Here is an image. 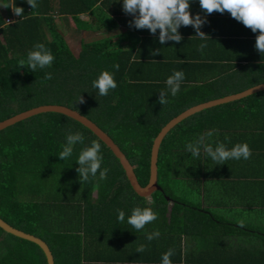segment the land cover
<instances>
[{
  "label": "trees",
  "instance_id": "obj_1",
  "mask_svg": "<svg viewBox=\"0 0 264 264\" xmlns=\"http://www.w3.org/2000/svg\"><path fill=\"white\" fill-rule=\"evenodd\" d=\"M2 1L4 6L11 5L5 9L12 21L8 23L0 11V121L42 104L76 109L112 137L134 166L140 184L147 185L155 138L164 125L192 103L177 110L170 98L161 104L155 84L130 78L129 57L122 55L120 46H112L109 38L82 40L81 52L75 56L55 18L70 16L79 29H104L108 25L106 0H36L34 8L27 0ZM16 6L23 9L21 15L14 12ZM81 13H88L92 20L80 19ZM37 42L51 49L55 59L50 67L33 72L20 61H26L28 51ZM105 70L114 72L117 87L100 96L92 82ZM45 72H51L52 78L45 79ZM256 96L260 109L264 104L262 90L236 102L254 101ZM194 117L178 123L162 140L158 156V183L162 189L150 197L134 190L113 150L70 116L43 112L0 130V216L43 238L56 264H81L75 245L77 234L59 226L66 217L67 206L74 209L75 203L83 201L87 206L150 207L164 221L173 219L181 209L195 203L191 197L195 193L194 182L200 183L210 169L203 148L198 157L185 149L194 141L193 135L197 138L202 133L191 122ZM69 132L82 133L84 140L74 144L72 155L62 160L58 154ZM93 140L101 144V168L109 171L103 180L98 171L95 177L81 181L75 159ZM87 206L84 213H92L94 209ZM0 264L48 262L37 243L0 227Z\"/></svg>",
  "mask_w": 264,
  "mask_h": 264
},
{
  "label": "crops",
  "instance_id": "obj_2",
  "mask_svg": "<svg viewBox=\"0 0 264 264\" xmlns=\"http://www.w3.org/2000/svg\"><path fill=\"white\" fill-rule=\"evenodd\" d=\"M105 8L108 25L104 29H79L70 16L57 17L59 29L65 38L74 25L76 32L90 35L88 41L111 39L112 46H120L122 55L129 57L130 78L155 84L159 94L166 89L167 76L173 70H183L180 91L166 97L173 100V108L177 110L189 102V109L209 102L190 115H195L191 122L202 131L201 135L214 130L211 137L205 135V143L215 146L222 142L231 148L246 142L252 154L247 160L230 159L222 164L208 157L210 169L200 183L194 182L192 207L181 209L173 219L165 221L157 214V219L140 231L127 223L130 205L92 204L88 206L94 210L87 214L83 201L75 203L74 209L67 206L66 217L59 226L77 234L75 245L80 263L161 264L162 254L171 248L172 264H264V104L259 109L257 96L246 103L236 102L245 97L211 102L234 98L264 84V53L254 46L259 30L252 32L227 10H214L201 28L207 34L204 40L191 26H182L180 42L160 44L159 29L154 36L147 29L129 26L132 16L122 10L121 3L106 0ZM190 9L204 15L199 0H192ZM0 11L4 15L1 8ZM79 18L92 20L88 13L79 14ZM201 43L206 44L203 49L199 47ZM204 161L208 163L205 158ZM118 209L125 211L124 221L117 219ZM154 230H159V237L146 241L145 232ZM141 243L147 247L139 253L136 248Z\"/></svg>",
  "mask_w": 264,
  "mask_h": 264
},
{
  "label": "clouds",
  "instance_id": "obj_3",
  "mask_svg": "<svg viewBox=\"0 0 264 264\" xmlns=\"http://www.w3.org/2000/svg\"><path fill=\"white\" fill-rule=\"evenodd\" d=\"M31 8L36 7V0H27ZM121 3L122 10L126 14H131L132 19L129 22L130 27L136 29H147L150 34L157 36L160 44L167 41L180 42L182 35L179 29L184 26H191L195 30V34L204 40L206 33L201 30L202 26L207 23V15L214 10L220 13L228 11L230 15L237 21L242 22L246 27H249L252 32L256 33L259 30L255 39V48L262 54L264 53V0H199L200 8L204 15L200 13H192L190 4L192 0H116ZM11 6V5H5ZM14 12L21 15L23 9L21 7H13ZM206 46L205 43L200 44V49ZM154 51H159L155 49ZM55 59L51 49L46 48L43 43L37 42L32 49L28 51L27 58L20 61V65L27 66L28 69L35 72L38 68L45 69L50 67ZM118 68V65L114 66ZM183 70H173L172 74L168 75L165 80L166 89L160 91L159 102L165 104L167 95L172 96L180 91L181 82L184 80ZM52 73L45 72V79H51ZM92 87L98 90L100 96L108 94L109 90L117 87V82L114 78V72L102 71L92 82ZM79 99H82L81 96ZM214 130H209L207 133L197 137L193 142L186 144L185 149L194 157H198L203 148L207 157L215 161L216 164H222L230 159H245L247 160L252 150L246 142L234 144L228 148L224 143L217 142L215 147L210 143H205V135L211 137ZM84 136L82 133L66 134V143L62 145V150L58 156L64 160L70 157L73 153V145L82 143ZM79 167L76 171L79 173L81 181L87 180L89 176L95 177L99 171V178L105 179L109 169L101 168L103 154L101 152V144L93 140L90 146L84 147L75 159ZM117 219L125 220V211L118 209ZM157 219V212L150 207L136 206L131 209L130 215L127 216V223L132 228L140 231L144 226ZM159 230L145 232V239L151 242L159 237ZM147 245L141 243L137 246L136 251L142 253ZM173 255V250L169 248L161 256V264H172L170 259Z\"/></svg>",
  "mask_w": 264,
  "mask_h": 264
},
{
  "label": "water",
  "instance_id": "obj_4",
  "mask_svg": "<svg viewBox=\"0 0 264 264\" xmlns=\"http://www.w3.org/2000/svg\"><path fill=\"white\" fill-rule=\"evenodd\" d=\"M261 90H264V84H260L258 86H255L254 88H250L244 92H241L239 95H237L234 98L213 100L211 102L214 104H217L219 102H228L231 100L246 97L249 94H252V93H255ZM208 105H210L209 102L191 107L185 110L184 112H182L181 114L172 118L166 125L162 127L161 131L159 132V134L154 140L152 154H151V175H150L149 182L145 186L140 184L139 179L135 173L134 166L131 164L130 160L128 159L126 154L122 151V149L119 147V145L112 139V137L106 131H104L99 125H97L93 120L83 115L78 110L73 109L69 106L62 105V104H42V105L35 106L33 108L19 112L4 120H1L0 130L12 124H15L19 121H22L24 119H27L31 116H34L36 114L43 113V112H51V111L59 112L67 116H70L78 120L82 124H84L89 129H91L99 138H101L113 150L114 154L120 159V162L122 166L124 167L126 171V175L132 187L134 188V190L141 196L150 197L154 191L162 189V187L158 183V156H159V150H160L162 140L164 139L166 134L174 126H176L179 122H181L183 119L190 116L194 112ZM0 227L13 235H16L21 238L28 239L30 241L37 243L43 249L47 257L48 264H56L54 254L49 244L43 238L13 226L12 224L4 220L1 216H0Z\"/></svg>",
  "mask_w": 264,
  "mask_h": 264
},
{
  "label": "rangeland",
  "instance_id": "obj_5",
  "mask_svg": "<svg viewBox=\"0 0 264 264\" xmlns=\"http://www.w3.org/2000/svg\"><path fill=\"white\" fill-rule=\"evenodd\" d=\"M0 8L2 9V11L4 12L5 17L7 16V13L5 12L4 9V5L2 4L1 0H0ZM55 22L57 23V25L59 24V20H57L55 18ZM61 24V23H60ZM73 28L70 30L68 29L66 32V40L71 48V50L73 51V53L75 54V56H79L80 52H81V40H87L90 39V35L88 34H80L79 32L75 31L74 25H72ZM59 27V26H58ZM61 28V27H59Z\"/></svg>",
  "mask_w": 264,
  "mask_h": 264
},
{
  "label": "built area",
  "instance_id": "obj_6",
  "mask_svg": "<svg viewBox=\"0 0 264 264\" xmlns=\"http://www.w3.org/2000/svg\"><path fill=\"white\" fill-rule=\"evenodd\" d=\"M12 18H9V17H7V22L9 23V22H11L12 20H11Z\"/></svg>",
  "mask_w": 264,
  "mask_h": 264
}]
</instances>
